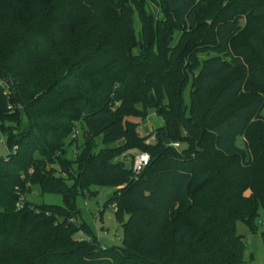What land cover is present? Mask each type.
I'll return each instance as SVG.
<instances>
[{
  "label": "trees",
  "instance_id": "16d2710c",
  "mask_svg": "<svg viewBox=\"0 0 264 264\" xmlns=\"http://www.w3.org/2000/svg\"><path fill=\"white\" fill-rule=\"evenodd\" d=\"M159 2L174 22L162 31L142 18L136 45L127 0H0V131L8 147L0 156V264L244 262L235 220L252 227L257 207L264 210V132L250 158L240 144L264 95L223 109L264 83V0H225L211 38L198 48L183 34L196 26L201 0ZM242 15L257 18L241 42H232ZM173 28L182 34L168 46L162 39ZM194 50L209 55L198 62ZM249 56L253 67L209 96ZM194 69L185 112L184 71ZM7 101L14 112L6 111ZM148 109L162 123L140 129L133 117L144 120ZM78 118L100 135L101 145L85 135L74 157H63L59 152ZM5 121L20 125L12 131ZM171 141H195L197 148ZM124 150L127 164L126 155L118 156ZM140 150L149 159L133 172L131 158ZM52 162L64 175L47 166ZM103 183L114 187L104 203L113 205L116 219L125 214L118 245L100 243L82 222L69 220L78 212L75 195ZM30 184L59 193L62 204L23 197L16 207ZM78 230L89 238L77 239ZM260 237L264 245V230Z\"/></svg>",
  "mask_w": 264,
  "mask_h": 264
},
{
  "label": "rangeland",
  "instance_id": "374dc122",
  "mask_svg": "<svg viewBox=\"0 0 264 264\" xmlns=\"http://www.w3.org/2000/svg\"><path fill=\"white\" fill-rule=\"evenodd\" d=\"M225 0H201V5L199 9V14L197 18L196 26L192 29L187 30L188 34H183L185 37L188 36L192 46V48H198L201 46L205 40L211 38L215 22L220 17L219 7ZM232 1V0H231ZM127 2L132 7V21H133V34L136 45H138L142 40L140 37L141 28H142V21L144 20L151 21L153 28L161 27L162 31L172 24L174 21L171 18L169 11L164 9L159 0H127ZM248 16L242 15L240 20L244 21V24L240 31L236 33L233 38L232 42H241L245 33L253 26L257 17L253 20H248ZM184 30L187 29L185 25L181 24ZM145 30L147 28L145 27ZM182 34L181 29L173 28L170 37H166L162 39V41H166L168 46H173L179 38V35ZM9 37L7 35L2 36V41L7 42ZM146 45V42L144 43ZM156 44L153 43L152 47L155 48ZM132 53L137 52V46H133L131 48ZM209 55L205 51H195L194 50V60H198V62ZM255 63L253 57L249 56L248 59H244L243 63L236 67L227 77L221 79L219 83L214 85L210 90L209 96H211L219 86L226 81L231 75L239 72H246L250 70ZM197 69H194L191 72L184 71V74L187 78V82L183 88L181 93L182 102L185 105V112L186 106L188 103V90L190 87V79L196 73ZM3 92H7V87L3 88ZM261 94L264 95V83L258 84L250 89L244 90L241 95L235 98L229 105H227L223 111L231 108L235 103L242 101L243 99L255 95ZM151 95V93H150ZM8 100V99H7ZM163 104L166 107V100L163 99ZM140 107L139 104H136ZM20 108V107H19ZM14 104L11 101H7L6 104V111L7 112H14ZM152 112L151 109H148L147 116L144 120H139L138 117H133V120H138V128L142 129L146 126L148 128L152 127L153 121H157L159 119V123H161L162 118L161 115H154L148 117V114ZM258 117L253 119L249 122L246 131L244 133V139L246 141L245 144H240L242 147V154L245 159L250 158L253 155L252 146L258 144L261 135L264 132V106L261 107L258 113ZM158 115V116H157ZM23 118V116H22ZM81 119L78 118L73 121V127L70 132V135L65 139L63 143V153L59 152V154L66 158H73L74 152L83 142L85 135L92 138L94 142V146L98 147L101 145L100 135H93L87 131L86 127L82 125ZM6 126H9L12 131H16L19 127V123L15 121H5ZM19 124V125H18ZM155 124V123H154ZM75 136L74 140H71V137ZM149 137L144 139V142H147ZM193 140L197 139V136H193ZM151 140V139H149ZM120 142V141H117ZM180 142L178 148H188L191 146V152L197 148L196 142ZM8 152V147L5 144V134L0 131V156L5 155ZM186 152L185 155L191 153ZM124 154L125 161L127 164L128 157L127 152L124 150L120 154L121 157ZM71 166H74L71 163ZM47 166H52L55 168L56 174H62L63 172L60 171L59 165L56 162L47 163ZM255 169V168H254ZM252 171L253 176L255 177V184H258L259 175L256 170ZM120 187L121 184L116 185ZM113 186L110 183H103V184H90L87 188L82 189V193H77L74 198L75 206L78 209V212L75 216L69 218L71 222L76 221V219L84 224V226L91 231L97 238V240L105 245H118L121 243V236H122V220L125 219V214L122 215V218L116 219L113 213V205L105 204L104 201L107 195L113 190ZM26 198L27 200L31 201L32 203H57L62 204L61 195L57 192H40L37 185L30 184L26 192L20 194L19 200L22 198ZM235 230L242 234L244 248L242 252L243 256V263L242 264H264V245L260 237V233L264 230V210L261 205L257 207V214L253 218L252 227L249 226L244 220L238 218L235 220ZM75 237L77 239H88L89 236L82 230H78L75 232Z\"/></svg>",
  "mask_w": 264,
  "mask_h": 264
},
{
  "label": "built area",
  "instance_id": "2783aa9c",
  "mask_svg": "<svg viewBox=\"0 0 264 264\" xmlns=\"http://www.w3.org/2000/svg\"><path fill=\"white\" fill-rule=\"evenodd\" d=\"M149 139H153V135H150ZM149 139L146 141H149ZM169 144L173 146H177L178 141H171L169 142ZM148 159H149V155L145 150L134 152L131 158V164H130L131 170L133 172H138L147 163ZM19 206H20V200L16 202V207Z\"/></svg>",
  "mask_w": 264,
  "mask_h": 264
},
{
  "label": "crops",
  "instance_id": "0c3cea01",
  "mask_svg": "<svg viewBox=\"0 0 264 264\" xmlns=\"http://www.w3.org/2000/svg\"><path fill=\"white\" fill-rule=\"evenodd\" d=\"M152 114L156 115V113H154V112L152 111V112H150V113L148 114V117H149V115H150V117H151ZM157 116H158V115H157ZM158 121H159V119H158L157 121H156V120L153 121L155 124L153 123V125H151V126H152V127H156V126H158V125H160V124L162 123V122L159 123L160 121H159V122H158ZM161 121H162V120H161Z\"/></svg>",
  "mask_w": 264,
  "mask_h": 264
}]
</instances>
